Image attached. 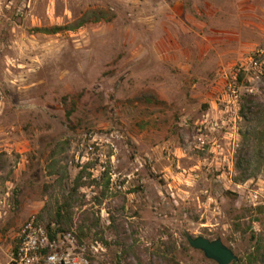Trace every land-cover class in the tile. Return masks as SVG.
I'll return each instance as SVG.
<instances>
[{
    "label": "rangeland",
    "instance_id": "374dc122",
    "mask_svg": "<svg viewBox=\"0 0 264 264\" xmlns=\"http://www.w3.org/2000/svg\"><path fill=\"white\" fill-rule=\"evenodd\" d=\"M249 95L264 101V0H0V264L78 173L70 231L92 264H216L186 235L242 258L264 214L261 169L234 166Z\"/></svg>",
    "mask_w": 264,
    "mask_h": 264
},
{
    "label": "trees",
    "instance_id": "16d2710c",
    "mask_svg": "<svg viewBox=\"0 0 264 264\" xmlns=\"http://www.w3.org/2000/svg\"><path fill=\"white\" fill-rule=\"evenodd\" d=\"M91 14H94V18L92 20L98 21L104 17L103 10H93L90 11ZM100 14V15H99ZM84 20L76 22L74 24H68L63 26H53L49 28H38L37 30L44 32H52L55 33L61 29H75L78 26L82 25ZM237 78L240 79V74H237ZM244 103L240 106V116L246 122L245 130L240 129L239 133L241 136V144L238 147L234 166L235 169L238 170L239 180L243 181L252 176L250 171V166L253 162H256L261 169L264 175V119L262 124L260 125L257 131V137L251 143L250 137L251 132L249 131L252 128V120L254 117L260 113L264 112V101H262L259 97L254 95H249V97L245 100ZM257 102V103H255ZM257 107H261V110H257ZM264 118V117H263ZM248 124V125H247ZM6 156L5 152H0V170H4L6 165L4 163V159ZM81 174L74 178V186L72 188H67L62 192L61 197L58 201H55V210L53 211L52 217L50 221L44 224V227L48 231L50 235H60L66 231L70 230V226L72 225V215L70 210L71 205L69 204L71 199L74 198L76 190L83 183L80 182ZM228 191H226L227 193ZM235 195V193H234ZM51 200H48L44 207L41 209V212L50 204ZM41 212L38 213L35 219L39 222L41 221ZM259 216L256 217V221L260 224V230L257 233L251 231L250 233V248L244 253L243 257L238 259L237 262H231L230 264H264V214L263 209L258 208ZM79 233L76 234V237L80 240L83 235L82 228L79 227ZM133 252L131 246L127 245L125 248V254H131ZM165 264V263H164ZM178 264V263H175Z\"/></svg>",
    "mask_w": 264,
    "mask_h": 264
},
{
    "label": "built area",
    "instance_id": "2783aa9c",
    "mask_svg": "<svg viewBox=\"0 0 264 264\" xmlns=\"http://www.w3.org/2000/svg\"><path fill=\"white\" fill-rule=\"evenodd\" d=\"M252 68L259 72L257 60L252 61ZM229 89L235 101L236 90L231 86ZM236 108L239 110V104ZM247 196L252 203L264 207V195L258 190H249ZM93 250H96V245L88 247L73 231L50 235L44 225L31 217L15 232L9 257L10 264H92Z\"/></svg>",
    "mask_w": 264,
    "mask_h": 264
},
{
    "label": "water",
    "instance_id": "95a60500",
    "mask_svg": "<svg viewBox=\"0 0 264 264\" xmlns=\"http://www.w3.org/2000/svg\"><path fill=\"white\" fill-rule=\"evenodd\" d=\"M186 240L192 248L201 250L206 258L215 261L216 264H230L238 260V256L220 237L208 239L203 236L186 235Z\"/></svg>",
    "mask_w": 264,
    "mask_h": 264
}]
</instances>
